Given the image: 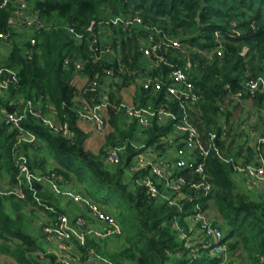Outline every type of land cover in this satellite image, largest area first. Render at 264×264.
<instances>
[{"label":"trees","instance_id":"16d2710c","mask_svg":"<svg viewBox=\"0 0 264 264\" xmlns=\"http://www.w3.org/2000/svg\"><path fill=\"white\" fill-rule=\"evenodd\" d=\"M25 1L29 10L37 12L45 21L46 27L28 33V39H21L22 32L16 31L10 22L20 0H0V30L8 34L0 43L9 45L7 56L0 61V69H3L0 79L8 77L9 70L16 71L18 86L11 85V95H18L24 102H40L44 109L46 103H50L59 119L70 122L71 138L53 133L31 115L25 117L23 125L36 133L37 144L42 142L59 162L50 175H63L70 186L102 204L121 226V232L112 237L124 238L118 249H111L112 237L98 239L89 235L86 246L78 245L82 253L92 248L115 264H214L215 258L207 252L194 258L174 226L175 220L188 225L186 215L192 212L194 201L182 199V207L170 205L164 198L149 197L145 187L135 182L137 174L132 173L131 180L126 177L132 158L138 152L132 143L167 149L166 144L161 143V136L171 129V124L154 120L151 126L142 128L137 120H129L118 106L124 100L122 90L133 83L137 87L134 102L138 105L157 104L166 99L165 89L159 92L143 89L136 82L134 70H146L168 79L174 68H182L193 75L197 88L204 95L193 112V123L205 135L211 130H220V118L226 116L229 121L232 116L229 109L232 102L226 103L227 97L242 88L248 72L257 75L264 70V0ZM136 14L142 17L143 23L129 27L120 21L100 24L110 16ZM93 20L96 24L90 30ZM154 29L160 30L155 34L157 39L167 34L178 38L182 46L167 51L169 64L161 62L149 68L140 46L143 39L155 33ZM32 36L36 38L35 44L31 42ZM95 36L98 45L111 43L119 53L95 60L91 46ZM220 43L224 48L223 56L216 53L209 56ZM245 47L248 51L242 54ZM78 63L82 67H77ZM108 68L113 69L111 77L106 74ZM97 74L102 85L94 91L89 85ZM78 75L88 79L85 87L80 88L75 82ZM106 87L110 90L112 106L107 110L104 144L95 153L87 144L90 134L80 126L78 102L98 96ZM260 100L264 102V95L256 96V103ZM8 102L0 97L1 104ZM221 103L226 104L225 112L220 110ZM9 128L12 126L8 123L0 125V168L8 167L14 183L18 168L13 148L18 130L12 128L10 131ZM124 142L128 144L121 161L116 165L105 162L107 149ZM29 145L35 146L25 143L24 151ZM231 149L229 146L225 153L231 155ZM206 167L214 189L212 202L206 201L204 209L216 207L218 214L214 222L231 240V249L239 251V264H246L244 255L249 264H264V194L252 199L241 192L232 164L215 153L208 157ZM193 178L198 176L194 174ZM129 181H132V188ZM190 193L197 194L198 198L202 196V192ZM40 195L47 203L64 211L47 195L46 199L42 190ZM98 195L102 196L96 200ZM6 198L0 199V235H21L19 229L16 232L10 228L11 216L4 204ZM8 198L13 202L19 199ZM26 199L36 202L31 192ZM23 241L17 245L21 264H39L36 258L26 254L28 250L37 251L38 246L25 237ZM24 244L29 245L28 248L24 249ZM48 257L55 264L56 257L52 254Z\"/></svg>","mask_w":264,"mask_h":264},{"label":"built area","instance_id":"2783aa9c","mask_svg":"<svg viewBox=\"0 0 264 264\" xmlns=\"http://www.w3.org/2000/svg\"><path fill=\"white\" fill-rule=\"evenodd\" d=\"M26 10H29L27 2L20 0L10 22L12 24L24 23L33 32L46 27L45 21L37 12L26 13ZM110 21L115 24L120 21L126 27L143 23L142 17L136 14L128 17L116 16L112 20L105 19L100 24L108 25ZM95 24L96 21L93 20L89 29L91 30ZM154 30L155 33L149 34L146 39L141 41L140 49L154 66H158L161 62L169 64L167 51L174 47H181L182 42L167 34H164L162 39H157L155 34L160 33V30ZM7 37L8 34L0 30V39ZM31 42L32 44L36 43L34 36L31 37ZM91 43L95 60L108 54L114 56L119 53V50L117 52L111 43L98 45L96 36ZM247 51L248 47H245L242 54H246ZM214 53L220 57L223 56L222 43L208 55L211 56ZM77 67H82V64L78 63ZM2 72L3 69H0V74ZM132 73L137 74L136 82L145 90L159 92L165 89L166 99L157 104L149 103V105H138L123 100L118 109L129 120H137L142 128L151 126L154 120L161 124L170 123L171 129L161 136V143H165L166 147L175 146L177 152L175 161H172L164 157L167 149L132 143L138 150L129 166V170L133 174H137L135 182L145 187L149 197L164 198L170 205L182 207V199L194 201L192 212L186 215L188 225H182L177 220L174 222L184 246L190 250L194 258L203 252H207L215 258L214 264H239V251L231 249V240L226 238L223 229L208 216V209H204V204L206 201L210 202L214 189L206 170V162L208 157L215 153L220 158L230 162L234 172L241 175L250 187L262 188L264 186V132L257 135L252 160H245L243 155H227L225 151L230 143V136L226 116L220 118V130H211L206 135L193 123V112L198 109L204 95L197 88L190 72L182 68H174L168 79L148 74L146 70L142 69L134 70ZM106 74L108 77L113 76V69L108 68ZM99 80L100 76L97 74L92 79L89 88L94 91L99 89L102 85ZM18 81L17 72L9 70V76L0 79V89H10L12 84L16 88ZM133 85L136 86V83ZM242 85L241 89L227 97L226 103L248 101L255 99L258 94L264 95V70L257 75L248 72ZM11 105L15 108L14 111H8L0 120V125L8 123L12 128L18 130L17 140L13 148L18 173L16 181L11 186L0 187V199L11 196L26 199L28 193L31 192L38 205L55 214L53 222L43 225V231L59 241V253L56 255V262L57 264H66L72 259L76 260L72 251L76 242L86 246L89 235L98 239L115 236L121 232V226L115 217L103 208L102 204L91 197L76 193L71 188L61 190L60 184L69 185L68 180L63 175H56L55 177L49 175L47 178L55 191L82 205L83 212L76 213L71 217L68 212H61L56 206L47 203L42 198L37 183L41 182L43 178L32 171L29 156L23 149V144H36L38 139L34 131L23 125V120L31 115L40 119L53 133L67 138L73 136L70 122L59 119L55 115L54 106L50 103H46L44 109L42 104L35 100L24 102L15 99ZM78 105L80 120L91 123L98 133L106 130L107 110L112 106L108 87L98 96H91L90 99L82 98ZM225 105L222 103L220 105L222 112L227 110ZM127 144L128 142H124L121 145L109 147L104 156L105 162L112 165L118 164L121 161V155L126 151ZM194 174L198 176L197 179L193 178ZM190 192H202V196L198 198L197 194L193 195ZM84 261V264H115L92 248L87 250Z\"/></svg>","mask_w":264,"mask_h":264},{"label":"crops","instance_id":"0c3cea01","mask_svg":"<svg viewBox=\"0 0 264 264\" xmlns=\"http://www.w3.org/2000/svg\"><path fill=\"white\" fill-rule=\"evenodd\" d=\"M0 45L6 46V43L2 42V44L0 43ZM7 54L8 52L4 53V55L1 56L0 53V61L5 59ZM149 61L150 59L147 57V67L153 68L154 65L151 63V61L149 63ZM149 73L150 72H148V74ZM79 77L84 76H76L75 82L78 85ZM136 90L137 87L133 84H131L129 87H126V91L123 93V99L125 101L135 103L134 101L137 94ZM10 92L11 91L9 89H0V97L4 99V101L9 100L8 103H0V120H2V118L9 111L8 108L13 107L11 105L13 100L18 99L19 101H23L22 98L18 97V95L13 96ZM235 102L232 103L229 109L232 113L231 117H234L236 115L235 117L238 118L235 125H233L231 119L226 122L229 127V131L231 132V135H229L231 141L229 140V142H233V144L229 143L228 146L226 145V149L229 146H232V155H243V158L246 155V157L248 158H245V160H252L254 158V144L257 135L259 133L264 132V117L261 113L262 111L264 113V102L260 100V103H256L255 99ZM248 105H251V108H248ZM79 123L81 127H83L89 134H91L90 129L94 128L91 123L84 122L82 120H80ZM9 130L11 131L12 128H9ZM241 138L244 140L243 142H240ZM247 140H252V142L249 143V146L244 147L246 145ZM241 146L242 154L239 153V149ZM25 152L29 156L32 171L37 176H42L43 178L41 182L37 183V186L38 184H40V186H38L39 192L42 190L43 196L45 198L47 195V197L54 204L64 210L63 212H68L71 217L74 216L76 213L83 212L84 209L82 205L73 201L70 197H67L64 194L55 191L54 187H52L51 183L48 181L47 177H49L50 172L54 170V168L58 167L60 164L57 165L56 163H50L51 160L49 156L54 155L45 148L44 144L42 142H39L38 144L36 143L35 146L29 145L27 146V149L25 148ZM164 157L175 161L177 157L176 147L171 145L168 146L167 153ZM235 177L240 186H242L241 184H243L244 186H248L252 189V187L247 184V182L241 175L235 173ZM12 184L13 182L11 181V173L9 172L8 167L6 165H3L2 168H0V187L5 188L11 186ZM60 188L61 190L71 188L74 192L80 193L77 188L69 186L67 184H60ZM262 188H264V186ZM210 202H212V198ZM4 204L6 210L11 216V220L9 223L10 228L14 231L16 230V232L20 230L21 235H14L10 233L0 235V264H21L18 259V257L20 258V253L18 252L17 245L22 244V242H24L23 237L38 246L37 251L31 252L28 250V252L26 253L27 256H32L36 258L39 264H54L51 262L50 257H48V255L52 254L56 257V255L59 253V241L56 240L54 237L45 234L43 231V225L45 223L53 222L56 215L50 212L49 210H46L44 207L38 205L36 202L28 201L27 199H16L13 202L12 199H9L7 197L6 199H4ZM1 232L2 230L0 228V234ZM78 245V243H75L72 249L76 260L72 259L66 264H79L80 262L83 264L85 263V254L82 253ZM28 246L29 245L24 244V249L28 248ZM55 264H57L56 258Z\"/></svg>","mask_w":264,"mask_h":264},{"label":"rangeland","instance_id":"374dc122","mask_svg":"<svg viewBox=\"0 0 264 264\" xmlns=\"http://www.w3.org/2000/svg\"><path fill=\"white\" fill-rule=\"evenodd\" d=\"M32 11L31 10H26V13H31ZM112 18L113 17H109V18H107V19H110V20H112ZM12 24V23H11ZM13 25V28L16 30V31H19V32H22L21 33V35H22V37H21V35H19V32H18V35L21 37V39L24 37V38H26V39H28L29 38V34L28 33H32L33 31H31V30H29L26 26H25V24L24 23H20V22H17V23H15V24H12ZM25 35H27V36H25ZM106 38V37H105ZM108 39V38H107ZM9 51V47H8V45H0V53H1V56L2 55H4V53H7ZM2 61V60H1ZM86 77H79L78 78V82H79V87L80 88H82V87H85L86 85H87V83H88V79L86 78ZM129 89V88H128ZM126 91V88L123 90V92H122V94L124 93ZM249 104V103H248ZM251 105H248L247 107L248 108H251L250 107ZM262 113V115H263V117H264V113H263V111L261 112ZM236 116V115H235ZM231 117L230 119L232 120V123H233V125H235L236 124V121H237V118L238 117ZM239 129H240V126H239ZM105 132H106V130L104 131V132H102V133H97L96 131H94V128L92 129H90V136H89V138H88V147H89V149L90 150H92L93 152H95V153H98L99 152V150H100V148H101V146L104 144V141H105ZM244 140L241 138L240 139V142H243ZM250 142H252V140H247V142H246V145L244 146V147H247V146H249V143ZM49 155H51V154H49ZM49 158H50V163L52 164V163H56L57 165H59V163H58V161L56 160V158L54 157V156H49ZM126 174H127V178L129 179V180H131V174H132V172L131 171H127L126 172ZM132 181H129V187L130 188H132ZM242 186H240L239 184H238V188H239V190L241 191V192H246L248 195H249V197L250 198H252V199H258L261 195H263L264 194V188H257V189H254V188H249L248 186H244L243 184H241ZM66 196V195H65ZM102 195H98L97 197H95L96 198V200H99L98 198H100ZM210 203V202H209ZM104 208V207H103ZM112 208V207H111ZM105 209V208H104ZM113 209V208H112ZM208 216L214 221L215 220V218H216V216H217V214H218V212L216 211V207L215 206H209V209H208ZM121 241L123 242L124 241V238L123 237H121V239H116V237H112L111 239H110V241H109V247L111 248V249H118L119 248V245L118 244H120L121 243ZM245 256V255H244ZM244 256H243V261H245V263L246 264H249V262L247 261V259H245L244 258ZM79 264H83V263H79Z\"/></svg>","mask_w":264,"mask_h":264},{"label":"water","instance_id":"95a60500","mask_svg":"<svg viewBox=\"0 0 264 264\" xmlns=\"http://www.w3.org/2000/svg\"><path fill=\"white\" fill-rule=\"evenodd\" d=\"M8 110H9V112H13L14 108L13 107H9ZM38 186H40V184H38Z\"/></svg>","mask_w":264,"mask_h":264}]
</instances>
